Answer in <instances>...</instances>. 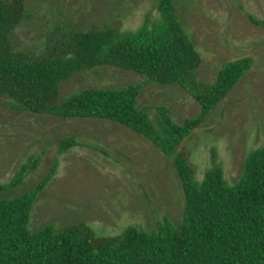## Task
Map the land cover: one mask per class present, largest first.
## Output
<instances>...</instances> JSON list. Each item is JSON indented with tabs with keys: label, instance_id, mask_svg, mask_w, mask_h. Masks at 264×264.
I'll list each match as a JSON object with an SVG mask.
<instances>
[{
	"label": "trees",
	"instance_id": "16d2710c",
	"mask_svg": "<svg viewBox=\"0 0 264 264\" xmlns=\"http://www.w3.org/2000/svg\"><path fill=\"white\" fill-rule=\"evenodd\" d=\"M135 30L91 26L85 30L56 26L35 51L15 47L10 36L27 16L24 0H0V96L31 114L66 120L100 119L141 135L170 159L183 193L182 217H164L150 230L129 225L115 236L96 238L84 224L57 228L52 223L29 230L37 196L57 170L55 160L31 189L0 197V264H264V145L248 152L238 180L230 183L214 150L201 180L185 139L201 128L210 112L249 71V57L224 63L212 82L199 80L200 53L190 40L174 0H154ZM255 26L264 19L247 15ZM99 67L133 71L143 83L120 88L87 87L59 96L60 85L74 74ZM175 84L194 99L197 116L176 123L164 105L139 106L146 84ZM79 145L63 137L58 153ZM40 155L20 164L0 193L20 186L35 170Z\"/></svg>",
	"mask_w": 264,
	"mask_h": 264
},
{
	"label": "rangeland",
	"instance_id": "374dc122",
	"mask_svg": "<svg viewBox=\"0 0 264 264\" xmlns=\"http://www.w3.org/2000/svg\"><path fill=\"white\" fill-rule=\"evenodd\" d=\"M27 16L10 36L12 44L35 51L56 26L85 30L110 26L135 30L145 15L157 14L154 0H24ZM180 21L200 53L199 80L212 82L226 62L249 57V71L210 112L206 123L185 139L201 180L214 150L224 176L234 183L249 151L264 145V28L247 15L264 19V0H174ZM133 71L99 67L74 74L59 88L61 98L83 88H120L143 83ZM139 106L164 105L174 122L198 115L199 105L175 84H146ZM74 135L79 145L59 154L60 140ZM40 162L24 182L0 197L34 187L57 160V170L37 196L28 223L36 230L88 226L96 238L115 236L129 225L146 230L164 217L176 224L182 217L183 193L170 159L141 135L100 119L66 120L31 114L0 96V184L13 177L30 156Z\"/></svg>",
	"mask_w": 264,
	"mask_h": 264
}]
</instances>
